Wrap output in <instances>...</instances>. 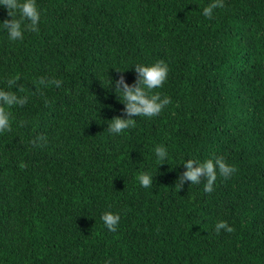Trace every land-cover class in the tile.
I'll use <instances>...</instances> for the list:
<instances>
[{
	"label": "trees",
	"instance_id": "trees-1",
	"mask_svg": "<svg viewBox=\"0 0 264 264\" xmlns=\"http://www.w3.org/2000/svg\"><path fill=\"white\" fill-rule=\"evenodd\" d=\"M0 264H264V0H0Z\"/></svg>",
	"mask_w": 264,
	"mask_h": 264
}]
</instances>
